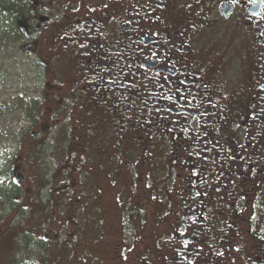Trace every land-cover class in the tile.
<instances>
[{"label": "flooded vegetation", "instance_id": "1", "mask_svg": "<svg viewBox=\"0 0 264 264\" xmlns=\"http://www.w3.org/2000/svg\"><path fill=\"white\" fill-rule=\"evenodd\" d=\"M21 3L23 46L48 49L50 38L71 67L56 79L69 86L56 105L67 106V123L81 109L79 141H99L105 117L109 135L119 124V144L122 108L172 150L158 156L171 170L157 262L264 264V0ZM142 256L134 263H155Z\"/></svg>", "mask_w": 264, "mask_h": 264}, {"label": "rangeland", "instance_id": "2", "mask_svg": "<svg viewBox=\"0 0 264 264\" xmlns=\"http://www.w3.org/2000/svg\"><path fill=\"white\" fill-rule=\"evenodd\" d=\"M33 1L16 3L31 11ZM17 25L0 13V264H135L141 255L142 261L154 255L159 264L157 251L167 243L155 224L169 193L162 178L165 165L171 170L164 159L172 150H164L159 134L152 141L134 129L139 118H128L122 108L119 144L113 138L119 124L111 136L114 119L105 117L99 141L90 134V145L79 141L88 128L81 109L69 124L67 106L56 105L69 89L56 79L68 78L71 67L58 61L59 47L50 38L48 49L46 40L24 47L26 25ZM123 169L125 175L116 176Z\"/></svg>", "mask_w": 264, "mask_h": 264}, {"label": "trees", "instance_id": "3", "mask_svg": "<svg viewBox=\"0 0 264 264\" xmlns=\"http://www.w3.org/2000/svg\"><path fill=\"white\" fill-rule=\"evenodd\" d=\"M22 5H23L22 3H18V2L16 3V0H10L9 2H6V4L3 5L2 4V1L0 0V13L3 15V17H5L8 20H10V22H12V25H13L15 22H19L21 20V18H22V15L21 14L24 13L23 12V8H21ZM16 33L19 35V33L17 31H16ZM39 110L40 109L38 107V109H36V111H33V113H35V115L37 116V112H39ZM115 145H116L115 148H117L118 146H120L118 144H115ZM33 158L34 157H32L30 161H32ZM127 170L128 169H123L122 174L121 173H118V174H116V176L119 175L118 177H120L122 175H125V172ZM152 172H154V170H152ZM156 173L157 172L155 171L152 175L155 176ZM21 243H23V242H21ZM20 244H19L18 248L21 246ZM22 245H24V244H22ZM27 247L28 248L26 249L25 252H27L29 254V257H31L32 252H33V250L31 251L32 247H30L28 245H27ZM36 255H38V257H42V255L40 253H38V252L36 253ZM16 262H17V260H16ZM22 264H36V263H35V261L32 260V261H27V262L22 263Z\"/></svg>", "mask_w": 264, "mask_h": 264}]
</instances>
